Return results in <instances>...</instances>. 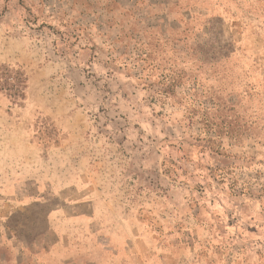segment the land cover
<instances>
[{
	"label": "rangeland",
	"instance_id": "374dc122",
	"mask_svg": "<svg viewBox=\"0 0 264 264\" xmlns=\"http://www.w3.org/2000/svg\"><path fill=\"white\" fill-rule=\"evenodd\" d=\"M0 264H264V0H0Z\"/></svg>",
	"mask_w": 264,
	"mask_h": 264
},
{
	"label": "trees",
	"instance_id": "16d2710c",
	"mask_svg": "<svg viewBox=\"0 0 264 264\" xmlns=\"http://www.w3.org/2000/svg\"><path fill=\"white\" fill-rule=\"evenodd\" d=\"M2 78H4V83L2 82L1 85H3L6 89L10 88L13 91V95H18L20 90V83L22 82V74L19 72H15L14 70H10L7 68H4V70L1 71ZM9 80V81H8Z\"/></svg>",
	"mask_w": 264,
	"mask_h": 264
}]
</instances>
